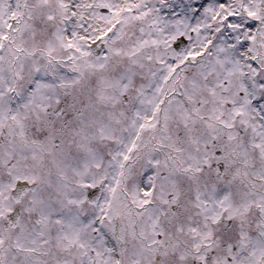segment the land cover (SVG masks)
<instances>
[{
  "label": "snow or ice",
  "instance_id": "1",
  "mask_svg": "<svg viewBox=\"0 0 264 264\" xmlns=\"http://www.w3.org/2000/svg\"><path fill=\"white\" fill-rule=\"evenodd\" d=\"M0 264H264V0H0Z\"/></svg>",
  "mask_w": 264,
  "mask_h": 264
}]
</instances>
